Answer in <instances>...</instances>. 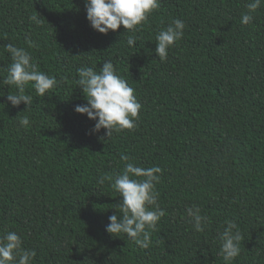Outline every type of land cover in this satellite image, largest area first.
Listing matches in <instances>:
<instances>
[{"label":"trees","instance_id":"obj_1","mask_svg":"<svg viewBox=\"0 0 264 264\" xmlns=\"http://www.w3.org/2000/svg\"><path fill=\"white\" fill-rule=\"evenodd\" d=\"M250 2L159 0L138 31L100 34L84 0H0V234H19L33 264H264V4L244 25ZM173 19L184 34L161 61L155 37ZM9 43L58 81L44 96L29 83L26 109L6 100L16 91L2 83ZM105 61L142 105L133 129L108 138L74 111L87 103L77 70L98 72ZM123 155L162 169L155 190L165 215L147 249L105 230L121 197L114 179L98 178L120 174ZM191 207L208 218L201 232ZM227 221L242 237L229 262L220 254Z\"/></svg>","mask_w":264,"mask_h":264},{"label":"clouds","instance_id":"obj_2","mask_svg":"<svg viewBox=\"0 0 264 264\" xmlns=\"http://www.w3.org/2000/svg\"><path fill=\"white\" fill-rule=\"evenodd\" d=\"M84 3L86 19L91 28L100 34H107L110 30L116 31L121 26L125 30L136 32L137 26L146 21L148 15L159 7V0H84ZM262 4L264 0H251L246 5L248 12L242 14L241 23L250 24L253 20L252 13ZM39 17L33 15L29 20L39 25ZM184 28L185 23L182 20L173 19L166 28L158 32L154 51L161 61L167 58L168 49L183 37ZM135 41V36H129L127 44L134 46ZM28 43L29 47L33 46L31 42ZM4 48L10 54L12 63L2 83L15 86L16 89L13 94H7L6 100L13 107L23 103L26 109L33 103V97L25 93L29 83L37 96H44L58 81L54 76L40 71L24 48L11 43ZM77 72L76 84L87 103L77 105L74 111L95 121L92 132L105 129L108 138L113 132L131 130L136 126L142 105L138 102L134 89L116 73L111 61L103 62L98 72L87 66L80 67ZM19 124L27 128L30 125L29 117H22ZM121 160L126 163L122 172L115 178L108 174H102L98 178L101 185L114 179L112 188L121 197L116 205H112L115 212L108 217L109 223L105 230L115 237L125 234L138 247L147 249L151 243L149 230H155L158 221L165 215L157 203L158 193L155 190L160 178L158 174L162 173V169L158 166L138 167L128 162L130 158L127 155L121 156ZM187 215L197 232L207 227L208 218L201 214L199 208H188ZM241 238L236 223L227 221L226 227L220 233V254L226 262L239 255ZM22 245V238L16 232L0 234V264H33L35 250L24 248Z\"/></svg>","mask_w":264,"mask_h":264}]
</instances>
